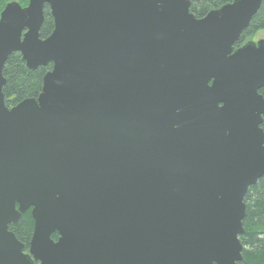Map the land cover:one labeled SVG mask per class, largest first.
Wrapping results in <instances>:
<instances>
[{"label": "water", "instance_id": "water-1", "mask_svg": "<svg viewBox=\"0 0 264 264\" xmlns=\"http://www.w3.org/2000/svg\"><path fill=\"white\" fill-rule=\"evenodd\" d=\"M261 3L201 18L189 0L5 4L0 264L240 262L243 199L264 176V39L234 44ZM12 53L51 68L7 107ZM28 209L25 252L9 225Z\"/></svg>", "mask_w": 264, "mask_h": 264}, {"label": "trees", "instance_id": "trees-1", "mask_svg": "<svg viewBox=\"0 0 264 264\" xmlns=\"http://www.w3.org/2000/svg\"><path fill=\"white\" fill-rule=\"evenodd\" d=\"M10 0H0V11ZM189 11L196 18L203 17L207 12L217 9L232 0H189ZM27 0H20L22 6ZM44 21L39 30L40 38L47 37L53 29V21L48 6L45 5ZM264 30V0L256 14L251 18L246 29L241 33L235 46L242 45L248 37L254 36L258 31ZM247 41V40H246ZM51 68V64L29 70L19 53L8 56L2 70L5 84L2 87L4 102L11 107L25 98H35L42 86L43 75ZM264 98V86L258 90ZM264 132V114L260 124ZM245 203V216L242 221L243 233L239 240L243 246L242 260L237 264H264V176L251 185L243 199ZM33 229V219L27 210L16 224H10L9 230L14 233L17 240L24 244L27 250ZM53 239L57 234L51 235Z\"/></svg>", "mask_w": 264, "mask_h": 264}, {"label": "rangeland", "instance_id": "rangeland-1", "mask_svg": "<svg viewBox=\"0 0 264 264\" xmlns=\"http://www.w3.org/2000/svg\"><path fill=\"white\" fill-rule=\"evenodd\" d=\"M10 1H18V2H20V0H10ZM9 1V2H10ZM27 2H28V0H27ZM26 2V3H27ZM8 3V2H7ZM6 3V4H7ZM5 6V5H4ZM44 8H45V6H44ZM44 8H43V10H44ZM190 8V7H189ZM3 9V8H2ZM1 12V11H0ZM260 39H264V30H260V31H258L256 34H254V36H251V37H248L246 40H245V42H248V41H253V42H256V41H258V40H260ZM29 210V209H28Z\"/></svg>", "mask_w": 264, "mask_h": 264}, {"label": "flooded vegetation", "instance_id": "flooded-vegetation-1", "mask_svg": "<svg viewBox=\"0 0 264 264\" xmlns=\"http://www.w3.org/2000/svg\"><path fill=\"white\" fill-rule=\"evenodd\" d=\"M29 211H30V209H29ZM22 218V217H21ZM24 251L26 252L27 250L24 248Z\"/></svg>", "mask_w": 264, "mask_h": 264}]
</instances>
